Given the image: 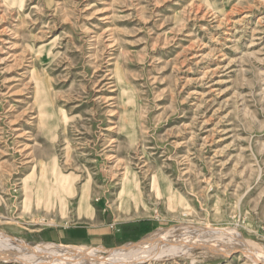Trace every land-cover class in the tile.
Returning <instances> with one entry per match:
<instances>
[{
  "label": "rangeland",
  "instance_id": "obj_1",
  "mask_svg": "<svg viewBox=\"0 0 264 264\" xmlns=\"http://www.w3.org/2000/svg\"><path fill=\"white\" fill-rule=\"evenodd\" d=\"M41 256L264 264V0H0V264Z\"/></svg>",
  "mask_w": 264,
  "mask_h": 264
},
{
  "label": "crops",
  "instance_id": "obj_2",
  "mask_svg": "<svg viewBox=\"0 0 264 264\" xmlns=\"http://www.w3.org/2000/svg\"><path fill=\"white\" fill-rule=\"evenodd\" d=\"M108 216H110V214L107 213ZM106 221V220H104ZM109 225L110 227H112V222L114 223V219H111L109 217ZM97 226V225H96ZM81 232V231H80ZM111 231L109 230H103V231H100L98 228H89L83 232H81V236L83 238H101L102 242L104 244H108V243H112L115 239V235L113 233H110ZM122 232V231H121ZM121 238H122V234H121Z\"/></svg>",
  "mask_w": 264,
  "mask_h": 264
},
{
  "label": "bare ground",
  "instance_id": "obj_3",
  "mask_svg": "<svg viewBox=\"0 0 264 264\" xmlns=\"http://www.w3.org/2000/svg\"><path fill=\"white\" fill-rule=\"evenodd\" d=\"M43 172H44V174H47V171H46V169L45 170H43ZM138 245H140V243L138 244ZM63 251V250H62ZM65 252V251H64ZM62 253V252H61ZM67 253V252H66ZM69 253V252H68ZM66 254V255H64V254H60L59 252H55V253H53V254H51V255H58V256H65V257H68V258H70V259H73V258H77L78 257V259H83V258H80V257H82V256H76V255H72V254ZM71 253V252H70ZM76 256V257H75ZM9 258H13V257H10L9 256ZM43 257L41 256V258L39 257V258H35V260H33V259H31V260H29V261H26V262H30V263H33V264H49L50 262H53V261H55L56 259H59V258H56V257H54V258H52V259H50V260H48V261H45V260H43L42 259ZM85 258V257H84ZM55 259V260H54ZM23 261V260H22ZM76 262H77V260H76ZM73 263V262H72ZM94 263V262H93ZM118 263V262H117ZM82 264V263H81Z\"/></svg>",
  "mask_w": 264,
  "mask_h": 264
}]
</instances>
